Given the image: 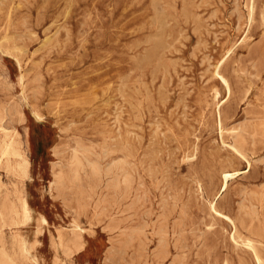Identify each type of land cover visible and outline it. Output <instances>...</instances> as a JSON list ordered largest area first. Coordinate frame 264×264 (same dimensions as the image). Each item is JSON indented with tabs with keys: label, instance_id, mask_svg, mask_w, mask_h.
Segmentation results:
<instances>
[{
	"label": "rangeland",
	"instance_id": "374dc122",
	"mask_svg": "<svg viewBox=\"0 0 264 264\" xmlns=\"http://www.w3.org/2000/svg\"><path fill=\"white\" fill-rule=\"evenodd\" d=\"M5 144L0 264H264V0H0Z\"/></svg>",
	"mask_w": 264,
	"mask_h": 264
},
{
	"label": "bare ground",
	"instance_id": "6f19581e",
	"mask_svg": "<svg viewBox=\"0 0 264 264\" xmlns=\"http://www.w3.org/2000/svg\"><path fill=\"white\" fill-rule=\"evenodd\" d=\"M250 6H251V4H250ZM251 12V11H250ZM5 51V50H4ZM15 60V59H14ZM216 94V93H215ZM218 129V128H217ZM7 130V129H6ZM232 148H233V150L236 152V153H238L240 156H243L242 155V153L240 152V150L237 148V146H232ZM234 152V153H235ZM0 159H1V164L6 168V169H10L11 171H12V173L14 174V176L15 177H17V178H19V179H24L25 177H26V165H25V162H24V159L22 158V156H21V154H20V151L17 149V148H13V147H11V145L10 144H5L4 145V148L2 149V151H1V155H0ZM86 161V160H85ZM80 161L78 160V162L76 163V165L78 166V167H80V163H79ZM92 163V162H91ZM85 164V163H84ZM59 166V165H58ZM74 166H75V164H74ZM91 166V165H90ZM75 169L77 168V167H74ZM81 168V167H80ZM97 168V167H96ZM9 170V171H10ZM93 170V169H92ZM95 170V169H94ZM97 172V171H96ZM12 174V175H13ZM74 175V174H73ZM68 177V176H67ZM222 178V177H221ZM228 178V174L227 173H224L223 174V179H224V181L226 180ZM73 179L75 180V181H77L79 178H78V176H77V172L75 173V175H74V177H73ZM72 179V180H73ZM64 181H65V179H63V177H60V178H58V182L61 184V185H63L64 184ZM67 181V180H66ZM71 181V180H70ZM73 182V181H72ZM58 183V184H59ZM68 183V182H67ZM77 184V183H76ZM225 184V183H224ZM57 185V184H56ZM55 185V186H56ZM113 185V184H112ZM58 187H59V185H58ZM54 188V187H53ZM55 188H57V186L55 187ZM61 188V187H60ZM59 188V189H60ZM112 188V187H111ZM58 191V190H57ZM128 197V196H127ZM249 200V199H248ZM135 202V201H134ZM98 203V202H97ZM23 204V203H22ZM100 205V204H99ZM108 205V204H107ZM26 210V209H25ZM80 211V210H79ZM99 211V210H98ZM103 211V210H102ZM172 212V211H171ZM170 212V213H171ZM24 213V212H23ZM179 213H180V211H179ZM182 213V212H181ZM95 214V213H94ZM120 214H122V213H120ZM24 215V214H23ZM253 215V214H252ZM258 216V215H257ZM135 219H136V217H135ZM181 219V218H180ZM182 219H184V218H182ZM251 219H252V217H251ZM254 219V218H253ZM30 220V219H29ZM28 220V221H29ZM115 220V219H114ZM163 221H165V220H163ZM162 221V222H163ZM161 222V223H162ZM180 222V221H179ZM182 222V221H181ZM180 222V223H181ZM152 223V222H151ZM166 224H167V222H165ZM252 223V222H251ZM250 223V224H251ZM164 224V223H163ZM165 224V226H167ZM176 224H178V223H176ZM183 224V223H182ZM148 225V224H147ZM162 225V224H161ZM184 225V224H183ZM182 226V225H181ZM183 227V226H182ZM139 228V227H138ZM162 228V227H161ZM164 228V227H163ZM163 228H162V232H163ZM177 228V227H176ZM179 228V227H178ZM181 228V227H180ZM73 229V228H72ZM158 229H159V227H158ZM157 229V230H158ZM165 229V231L167 232L168 230L166 229V228H164ZM144 230V229H143ZM181 230H183V229H181ZM70 231V230H69ZM78 231V230H77ZM140 231V230H139ZM161 231V230H160ZM164 231V232H165ZM178 231V230H177ZM71 232H72V230H71ZM162 232L160 233L161 235H162ZM73 233V232H72ZM109 233V232H108ZM155 234H156V231L154 232ZM183 233V232H182ZM70 234V233H69ZM74 234V233H73ZM139 234V233H138ZM141 234H143L142 233V231H141ZM168 234V233H167ZM167 234H164L165 236L167 235ZM174 234V233H173ZM179 235H181V234H179ZM80 236V235H79ZM165 236H164V238H165ZM173 236V235H172ZM253 236V235H252ZM75 237V236H74ZM77 237V236H76ZM120 237H121V235H120ZM140 237H141V235H140ZM78 238V237H77ZM153 238V237H152ZM231 238H232V240H233V242H234V244L235 245H238V243H237V237H236V235H234V234H232V236H231ZM254 238V237H253ZM258 238V237H257ZM81 239V238H80ZM139 239V238H138ZM161 239V238H160ZM159 239V240H160ZM179 239H183V238H179ZM178 239V240H179ZM134 240V239H133ZM132 240V241H133ZM163 240H165V239H163ZM176 242H177V240H176ZM161 243H163V242H161ZM242 244H241V247L243 248V249H245V250H247V252H249V254H250V257H251V264H262V262H263V260H262V257H261V255H260V253H259V251H258V248H257V242H256V240H254V239H252L251 237H248L247 239H245V240H242V242H241ZM140 245V244H139ZM129 246V245H128ZM163 247V246H162ZM240 247V248H241ZM65 248V247H64ZM242 248H241V250H242ZM82 249V248H81ZM80 249V250H81ZM162 249V248H161ZM165 249V248H164ZM163 250V249H162ZM66 251H68V250H66ZM77 251V250H76ZM161 251V250H160ZM162 253V252H161ZM166 254L168 253V252H165ZM25 254V253H24ZM106 256H107V254H106ZM114 256V255H113ZM161 256H162V254H161ZM165 257V256H164ZM121 258V257H120ZM173 258V257H172ZM176 258H179V257H177L176 256ZM180 259V258H179ZM178 259V260H179ZM179 262V264H180V261H178ZM171 263H173L174 264V262H171Z\"/></svg>",
	"mask_w": 264,
	"mask_h": 264
}]
</instances>
